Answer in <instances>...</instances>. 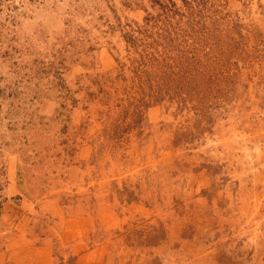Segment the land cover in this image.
I'll return each instance as SVG.
<instances>
[{"label": "rangeland", "instance_id": "rangeland-1", "mask_svg": "<svg viewBox=\"0 0 264 264\" xmlns=\"http://www.w3.org/2000/svg\"><path fill=\"white\" fill-rule=\"evenodd\" d=\"M0 264H264V0H0Z\"/></svg>", "mask_w": 264, "mask_h": 264}]
</instances>
